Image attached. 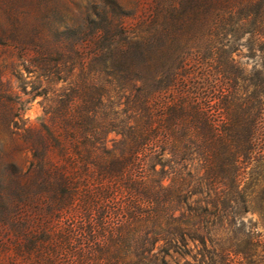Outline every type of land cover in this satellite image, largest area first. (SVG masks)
Here are the masks:
<instances>
[{"label":"trees","instance_id":"16d2710c","mask_svg":"<svg viewBox=\"0 0 264 264\" xmlns=\"http://www.w3.org/2000/svg\"><path fill=\"white\" fill-rule=\"evenodd\" d=\"M50 1L0 0V124L29 154L0 151V264H264V0L135 25L117 0L55 24ZM62 66L60 109L26 125L6 71Z\"/></svg>","mask_w":264,"mask_h":264},{"label":"rangeland","instance_id":"374dc122","mask_svg":"<svg viewBox=\"0 0 264 264\" xmlns=\"http://www.w3.org/2000/svg\"><path fill=\"white\" fill-rule=\"evenodd\" d=\"M52 1V2H51ZM51 8L47 11L52 14L50 19L53 23L60 21L61 17H78L82 15L86 7H89L92 0H73L74 3H62L60 0H51ZM102 0H95L101 2ZM130 17L127 22L131 25L139 24L143 20H148L151 11L155 7L167 5L168 0H117ZM94 2V0H93ZM91 8V7H90ZM236 61L245 67L251 69L259 63L258 56H252L247 53L246 48L240 46L233 54ZM6 57V56H5ZM31 68V66H30ZM34 68H32L33 70ZM60 73H51V69H34L31 73H23L25 80H17L15 76L6 71L3 80L5 85H9L19 95L17 107L21 108V114L26 125L38 126L40 123L49 122L50 116L57 109H60V97L71 77L66 67H61ZM62 78V79H61ZM25 88V91H23ZM0 108V119L2 118ZM117 138L114 133H109L108 143ZM14 140L4 130L0 124V151L7 158H12L16 164H24L29 159V154L16 152ZM258 202L251 203V209L244 215L245 220L255 223L259 231L264 232V198L261 201L259 210Z\"/></svg>","mask_w":264,"mask_h":264}]
</instances>
